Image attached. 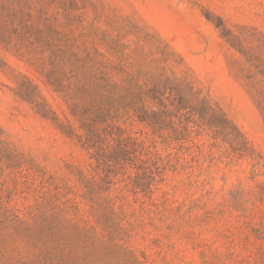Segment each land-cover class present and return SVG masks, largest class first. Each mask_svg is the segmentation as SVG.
Returning a JSON list of instances; mask_svg holds the SVG:
<instances>
[{
  "label": "rangeland",
  "instance_id": "1",
  "mask_svg": "<svg viewBox=\"0 0 264 264\" xmlns=\"http://www.w3.org/2000/svg\"><path fill=\"white\" fill-rule=\"evenodd\" d=\"M0 264H264V0H0Z\"/></svg>",
  "mask_w": 264,
  "mask_h": 264
}]
</instances>
